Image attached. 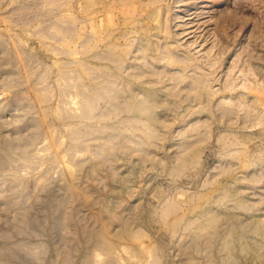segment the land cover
I'll list each match as a JSON object with an SVG mask.
<instances>
[{
	"label": "rangeland",
	"instance_id": "obj_1",
	"mask_svg": "<svg viewBox=\"0 0 264 264\" xmlns=\"http://www.w3.org/2000/svg\"><path fill=\"white\" fill-rule=\"evenodd\" d=\"M0 264H264V0H0Z\"/></svg>",
	"mask_w": 264,
	"mask_h": 264
}]
</instances>
